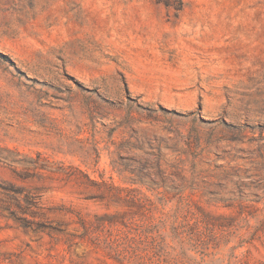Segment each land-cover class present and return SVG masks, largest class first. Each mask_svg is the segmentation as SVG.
<instances>
[{"label": "rangeland", "instance_id": "rangeland-1", "mask_svg": "<svg viewBox=\"0 0 264 264\" xmlns=\"http://www.w3.org/2000/svg\"><path fill=\"white\" fill-rule=\"evenodd\" d=\"M161 1L0 0V264H119V213L165 227L134 264H264V0Z\"/></svg>", "mask_w": 264, "mask_h": 264}, {"label": "trees", "instance_id": "trees-1", "mask_svg": "<svg viewBox=\"0 0 264 264\" xmlns=\"http://www.w3.org/2000/svg\"><path fill=\"white\" fill-rule=\"evenodd\" d=\"M159 1L162 2L161 0ZM36 169L44 168L37 167ZM88 182L101 192L100 195L95 197L101 201L112 203L126 202L134 205L143 203L141 199L135 196L123 195V190L113 184L105 181L97 182L91 179H88ZM217 200L223 201L224 199ZM198 214L200 216L197 222L206 226V229L210 232L216 229L227 232L228 229L235 226V218L233 217L214 216L200 207H198ZM139 216H141V219L136 220ZM106 218L107 220L98 226L83 220L84 234L80 237V240L84 244L90 243L97 253L103 252L119 264H134L137 259L146 256V251L157 249V247H161L166 243L165 236L162 233V231H165V227L153 223L152 217L138 214L130 217L127 213H119L114 217L107 215ZM262 223L264 226V221ZM58 225L60 226V224ZM24 226L25 228L27 227L26 224ZM37 226L39 229L45 227L44 224L40 223ZM49 228L53 231H58L57 228H52L51 226ZM173 229L179 230L178 228ZM176 230L174 231L175 233L177 232ZM71 237L73 238H68L69 243L76 244L77 239L75 236L72 234ZM193 241L199 246L203 245V241L200 238H195Z\"/></svg>", "mask_w": 264, "mask_h": 264}]
</instances>
